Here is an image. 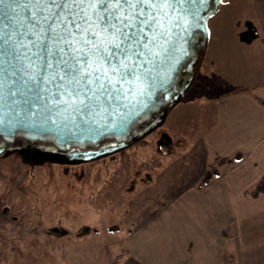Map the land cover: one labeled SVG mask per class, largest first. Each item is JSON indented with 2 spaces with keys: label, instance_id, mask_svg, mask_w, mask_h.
<instances>
[{
  "label": "rangeland",
  "instance_id": "1",
  "mask_svg": "<svg viewBox=\"0 0 264 264\" xmlns=\"http://www.w3.org/2000/svg\"><path fill=\"white\" fill-rule=\"evenodd\" d=\"M255 1L220 3L207 22L206 53L187 94L160 127L125 150L78 165L29 163L15 152L0 156V264H106V252L117 264H140L144 255L125 239L135 231V240L137 229L152 219L165 226L186 214L180 193L201 171L194 164L213 123L215 99L253 81L249 49L238 44L264 26L254 13L264 3ZM161 135L170 143L158 150ZM261 241L250 251L237 254L230 244L224 252L235 264H264Z\"/></svg>",
  "mask_w": 264,
  "mask_h": 264
},
{
  "label": "snow or ice",
  "instance_id": "2",
  "mask_svg": "<svg viewBox=\"0 0 264 264\" xmlns=\"http://www.w3.org/2000/svg\"><path fill=\"white\" fill-rule=\"evenodd\" d=\"M207 2L0 0V115L8 100L88 124L151 99L173 29L187 33Z\"/></svg>",
  "mask_w": 264,
  "mask_h": 264
},
{
  "label": "crops",
  "instance_id": "3",
  "mask_svg": "<svg viewBox=\"0 0 264 264\" xmlns=\"http://www.w3.org/2000/svg\"><path fill=\"white\" fill-rule=\"evenodd\" d=\"M257 9L255 18L264 19V9ZM250 34L253 41L240 42L238 48L249 49L253 81L237 84L215 99L213 123L202 135L201 159L194 164L201 171L190 175L195 181L180 193L186 214L179 213L165 226L152 219L137 229L135 240V231L125 239L144 255L140 264H221L230 244L239 254V249H255L257 240L264 243V213L255 214L264 212V194L242 195L264 174V106L255 99H264V26ZM210 165L217 173L203 183Z\"/></svg>",
  "mask_w": 264,
  "mask_h": 264
},
{
  "label": "water",
  "instance_id": "4",
  "mask_svg": "<svg viewBox=\"0 0 264 264\" xmlns=\"http://www.w3.org/2000/svg\"><path fill=\"white\" fill-rule=\"evenodd\" d=\"M219 5L220 0H208L202 6L200 19L189 18L187 33L182 27L173 29L171 50L156 68L151 99L145 97L142 102L132 99L120 112H98L89 118L88 124L81 123L78 116L72 119L74 114L70 112L53 114L51 119H46L36 114L39 106L29 110L23 103L11 105L6 100L0 115L4 121L0 124V137L6 145H0V155L13 152L5 150L7 146L33 144L39 148L17 150L29 163L78 165L121 152L143 139L162 125L166 115L181 103L194 83L210 38L207 22ZM110 142L113 145L107 146Z\"/></svg>",
  "mask_w": 264,
  "mask_h": 264
},
{
  "label": "trees",
  "instance_id": "5",
  "mask_svg": "<svg viewBox=\"0 0 264 264\" xmlns=\"http://www.w3.org/2000/svg\"><path fill=\"white\" fill-rule=\"evenodd\" d=\"M258 103H260L262 106H264V99L263 98H255ZM0 145H6L4 140L0 137ZM7 148H9L7 146ZM234 160H237V158H233ZM216 168H212L206 172V175L202 178L203 183H207L212 175H214ZM264 194V174L258 179V181L254 184V186L246 191L243 192L244 197H250V198H257L260 195ZM224 233L226 230L223 231ZM107 261L106 264H117V258L111 257L109 255V252H106ZM235 258L234 255L228 251L224 252L221 257V264H235Z\"/></svg>",
  "mask_w": 264,
  "mask_h": 264
},
{
  "label": "flooded vegetation",
  "instance_id": "6",
  "mask_svg": "<svg viewBox=\"0 0 264 264\" xmlns=\"http://www.w3.org/2000/svg\"><path fill=\"white\" fill-rule=\"evenodd\" d=\"M170 143V139L169 138H167V136L166 135H161V138L158 140V142H157V149L158 150H160V148H162V146H166V145H168ZM34 146V147H33ZM20 148H22V149H34V148H39L37 145H31V146H22V147H19V146H14V147H9V148H6L5 147V150L6 149H8V150H11V151H13V152H15V153H18L17 152V150L18 149H20ZM45 149V148H44ZM48 149V148H47ZM19 154V153H18ZM0 156H2V155H0ZM21 156V155H20ZM21 158L22 159H24V157H22L21 156Z\"/></svg>",
  "mask_w": 264,
  "mask_h": 264
}]
</instances>
